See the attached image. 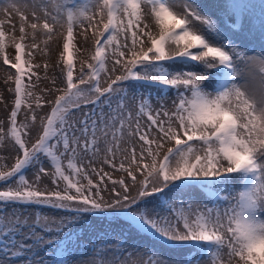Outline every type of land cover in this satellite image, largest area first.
<instances>
[{"label":"snow or ice","instance_id":"obj_1","mask_svg":"<svg viewBox=\"0 0 264 264\" xmlns=\"http://www.w3.org/2000/svg\"><path fill=\"white\" fill-rule=\"evenodd\" d=\"M0 64V264H264V0H3Z\"/></svg>","mask_w":264,"mask_h":264},{"label":"rangeland","instance_id":"obj_2","mask_svg":"<svg viewBox=\"0 0 264 264\" xmlns=\"http://www.w3.org/2000/svg\"><path fill=\"white\" fill-rule=\"evenodd\" d=\"M1 1V0H0ZM3 66H5V65H3ZM5 67H9V66H5ZM14 71V70H13ZM0 92H2V93H6V95H7V97H5L4 96V98H3V100H4V102L5 103H8L9 104V107H11V103H10V101L12 100V97H11V95L8 93V91L6 90V85L4 84L3 86L1 85L0 86ZM8 96H9V98H8ZM4 105L3 104H0V117H2L5 113H4V109L2 108ZM0 155H4V153L2 152V151H0ZM12 160H10V158L9 159H7L5 162L9 165V166H11V164L12 163H14V157H12L11 158ZM107 170V169H106ZM116 175H119V173H116ZM44 211H46V212H48L49 210H47V209H45ZM84 254H85V256H87L88 255V253H87V250H84Z\"/></svg>","mask_w":264,"mask_h":264},{"label":"bare ground","instance_id":"obj_3","mask_svg":"<svg viewBox=\"0 0 264 264\" xmlns=\"http://www.w3.org/2000/svg\"><path fill=\"white\" fill-rule=\"evenodd\" d=\"M2 2H3V0L0 1V3H2ZM77 2H81V0H77ZM205 2H211V0H205ZM8 51L11 54L13 50L11 48H9ZM77 67H79V60L78 59H77ZM5 68H7V67H5L2 64H0V86L1 85L2 86L4 85V79H3V77H4V69ZM4 96L7 97L6 93L5 94L3 93V98H4ZM8 98H9V96H8ZM2 108L4 109V106ZM10 160H12V159L10 158Z\"/></svg>","mask_w":264,"mask_h":264}]
</instances>
